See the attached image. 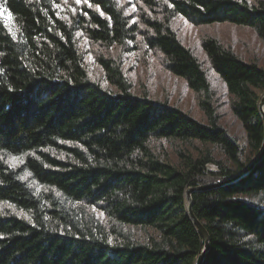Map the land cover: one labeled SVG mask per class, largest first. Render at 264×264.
<instances>
[{
	"label": "trees",
	"instance_id": "1",
	"mask_svg": "<svg viewBox=\"0 0 264 264\" xmlns=\"http://www.w3.org/2000/svg\"><path fill=\"white\" fill-rule=\"evenodd\" d=\"M61 2L0 0L16 28L14 38L0 16V264H194L203 239L186 191L207 186L191 193L209 235L202 264H264V156L211 186L264 148V67L215 37L201 42L242 145L220 123L206 71L172 25L178 17L236 24L264 40V0H134L132 10L130 1L67 0L65 19ZM117 45L120 55L103 54ZM89 51L114 93L90 78ZM137 51L184 80L206 123L132 93L122 54ZM166 142L178 147L175 162Z\"/></svg>",
	"mask_w": 264,
	"mask_h": 264
},
{
	"label": "rangeland",
	"instance_id": "2",
	"mask_svg": "<svg viewBox=\"0 0 264 264\" xmlns=\"http://www.w3.org/2000/svg\"><path fill=\"white\" fill-rule=\"evenodd\" d=\"M61 1L62 2L58 5V8L60 16L65 19L68 17L69 4L67 0ZM75 1L76 4L81 3V0H79V2L78 0ZM124 1L131 2L129 10L135 8V3H133L134 0H119L121 4ZM247 1L252 3L255 0ZM70 8L72 9L73 7ZM0 16L4 25L11 32L14 31L16 33L12 17L3 9L0 12ZM172 25L178 37L193 51L194 55L201 62L203 69L206 71L208 79L215 92L214 103L220 116V123L230 132V134L236 136L242 145H246L245 132L239 121L231 112L230 95L227 93L221 79L210 67L208 58L202 49L201 42L206 37H215L224 46L231 48L243 60L256 61L259 65L264 67V40H261L253 29L236 24L221 23L195 26L187 22L185 19L178 17L174 19ZM83 43L86 47L89 46L85 39H83ZM120 50V46L117 45L109 50L103 51V54L106 56H117L121 54ZM122 55L124 70L133 85V94L142 95L147 93L151 98L160 101H167L170 105L176 106L198 121L206 123V118L198 107L197 95L186 86L183 79L164 70L154 54L148 53L146 56H143L140 51H137L130 54L123 53ZM84 67L91 79L99 82L108 91L115 92L114 87L102 78L103 70L96 62L95 54H93L92 51H89L86 55ZM194 144V147L189 148V152L196 155L202 147L198 143ZM177 148L176 145L166 142L163 144L162 150L166 151L170 159L175 162V151ZM163 151L159 152L162 154ZM214 155L217 158H221L217 152H215ZM208 167L214 169L213 165H209ZM134 232L138 238L145 237V233L141 230Z\"/></svg>",
	"mask_w": 264,
	"mask_h": 264
},
{
	"label": "water",
	"instance_id": "3",
	"mask_svg": "<svg viewBox=\"0 0 264 264\" xmlns=\"http://www.w3.org/2000/svg\"><path fill=\"white\" fill-rule=\"evenodd\" d=\"M264 95H262L261 101L259 103V113L264 121ZM264 156V148L262 149V151L254 158L252 159L251 163L248 165L247 168L243 169L242 171H240L237 175H235L232 178L226 179L224 181L218 182L214 185L211 186H218L224 183H228L231 181H234L236 179H238L240 176L244 175L245 173H247L254 165H256ZM205 188H209V186L207 187H196V188H189L186 191V200L188 202V206H187V210H188V214L189 217L192 221V223L194 224L195 228L197 229L198 233L200 234V236L203 239V249L201 251V254L197 257V259L195 260L194 264H202L203 261V256L205 251L208 248V241H209V235L207 230L205 229V227L203 226V224L201 222H199L197 220V218L195 217V215L193 214L192 211V201H191V193L195 190H200V189H205Z\"/></svg>",
	"mask_w": 264,
	"mask_h": 264
},
{
	"label": "snow or ice",
	"instance_id": "4",
	"mask_svg": "<svg viewBox=\"0 0 264 264\" xmlns=\"http://www.w3.org/2000/svg\"><path fill=\"white\" fill-rule=\"evenodd\" d=\"M78 2H79V0H78ZM17 30H18V29H17ZM15 34H16V33L13 31V32H12V35H13L14 38H15Z\"/></svg>",
	"mask_w": 264,
	"mask_h": 264
}]
</instances>
